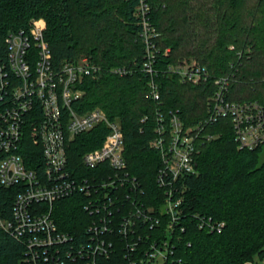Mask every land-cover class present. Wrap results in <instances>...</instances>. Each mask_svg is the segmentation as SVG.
<instances>
[{
	"label": "trees",
	"instance_id": "trees-1",
	"mask_svg": "<svg viewBox=\"0 0 264 264\" xmlns=\"http://www.w3.org/2000/svg\"><path fill=\"white\" fill-rule=\"evenodd\" d=\"M152 18L161 32L158 75L142 68L147 59L142 25L135 15L139 0H0V61L6 63V37L29 29L34 19L46 21L45 36L56 65L82 56L99 64L98 78H85L84 94L75 106L83 113L94 108L118 119L125 134L129 169L142 182L145 200L163 191L156 182L160 153L151 147L157 136L159 114L181 112L188 125L207 115L213 82L190 85L165 74L166 65L196 58L214 77H229L231 98L264 103V0H256L260 20L246 23L248 0H150ZM204 29V30H202ZM204 33V35L202 34ZM168 49V51H167ZM167 52V53H166ZM125 69L124 73L116 69ZM160 87L161 99L150 96V80ZM213 135L201 144L197 173L187 176L184 214L200 213L223 221L209 231L189 219L178 245L175 264H250L264 259V145L240 149L228 119L206 129ZM109 130L101 124L78 135L68 147L76 175H91L82 156L97 148ZM21 151L41 167V150L26 140ZM16 186L0 184V217L12 216ZM80 197L55 202V216L64 229L84 241L80 222L86 215ZM27 241L0 227V264H23Z\"/></svg>",
	"mask_w": 264,
	"mask_h": 264
},
{
	"label": "built area",
	"instance_id": "built-area-1",
	"mask_svg": "<svg viewBox=\"0 0 264 264\" xmlns=\"http://www.w3.org/2000/svg\"><path fill=\"white\" fill-rule=\"evenodd\" d=\"M152 11L150 0H139L135 9L147 53L142 68L154 78L159 73L156 60L162 35ZM45 29V19L38 18L29 29L10 32L6 63L0 61V184L19 188L12 216L0 217V227L27 241L23 264L180 262L176 253L189 219L209 231L225 226L211 216L184 214L187 176L197 173L201 144L213 138L207 127L228 119L238 148L255 149L264 145V103L229 97V77H214L196 58L167 64L165 74L177 76L181 83L212 81L213 89L200 124L188 125L179 109L168 117L159 114L157 136L150 145L161 156L156 182L163 193L148 202L141 180L129 169L121 122L101 108L81 113L75 106L84 94L85 78H98L103 68L86 56L56 65ZM149 87L150 96L161 99L155 79ZM101 124L109 130L103 144L82 156L91 175H76L69 144ZM26 140L40 148L41 167L21 151ZM73 196L82 199L86 215L80 222L84 241L76 240L55 216V202Z\"/></svg>",
	"mask_w": 264,
	"mask_h": 264
},
{
	"label": "rangeland",
	"instance_id": "rangeland-1",
	"mask_svg": "<svg viewBox=\"0 0 264 264\" xmlns=\"http://www.w3.org/2000/svg\"><path fill=\"white\" fill-rule=\"evenodd\" d=\"M256 0H248V16H247V21L246 23H250V24H255L256 22H258L260 20V16H258V14L255 13L254 11V5H255ZM204 30V29H202ZM202 34L204 35V33L202 32Z\"/></svg>",
	"mask_w": 264,
	"mask_h": 264
},
{
	"label": "crops",
	"instance_id": "crops-1",
	"mask_svg": "<svg viewBox=\"0 0 264 264\" xmlns=\"http://www.w3.org/2000/svg\"><path fill=\"white\" fill-rule=\"evenodd\" d=\"M250 264H264V259H262V260L257 259L256 261H254Z\"/></svg>",
	"mask_w": 264,
	"mask_h": 264
}]
</instances>
